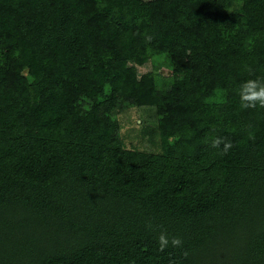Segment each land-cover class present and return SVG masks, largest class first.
I'll return each instance as SVG.
<instances>
[{
    "label": "trees",
    "instance_id": "1",
    "mask_svg": "<svg viewBox=\"0 0 264 264\" xmlns=\"http://www.w3.org/2000/svg\"><path fill=\"white\" fill-rule=\"evenodd\" d=\"M255 78L264 0H8L0 264H264V108L236 92ZM132 107L148 150L121 137Z\"/></svg>",
    "mask_w": 264,
    "mask_h": 264
},
{
    "label": "rangeland",
    "instance_id": "2",
    "mask_svg": "<svg viewBox=\"0 0 264 264\" xmlns=\"http://www.w3.org/2000/svg\"><path fill=\"white\" fill-rule=\"evenodd\" d=\"M7 5L8 0H0V12L4 13ZM181 23L188 27L192 26L191 12L188 6H183L181 9ZM149 69L150 65L147 64L140 68V72L142 73ZM162 71L166 72L164 69ZM117 118L125 147L148 150L149 144L146 142V137L142 136L141 129L153 124L152 109L150 110L147 107H132L119 111Z\"/></svg>",
    "mask_w": 264,
    "mask_h": 264
},
{
    "label": "clouds",
    "instance_id": "3",
    "mask_svg": "<svg viewBox=\"0 0 264 264\" xmlns=\"http://www.w3.org/2000/svg\"><path fill=\"white\" fill-rule=\"evenodd\" d=\"M145 39L150 41L152 37L146 36ZM236 92L239 97V105L242 110L256 109L257 107L264 108V79H247L239 84ZM221 145H223V148H221ZM211 146L213 148L220 149V154L223 155L226 154L232 147V144L223 137H212ZM157 239L159 245L158 250L161 252L169 246L177 248L181 247L183 243L181 238H169L165 232H161ZM182 255L186 258L188 253L184 252Z\"/></svg>",
    "mask_w": 264,
    "mask_h": 264
}]
</instances>
